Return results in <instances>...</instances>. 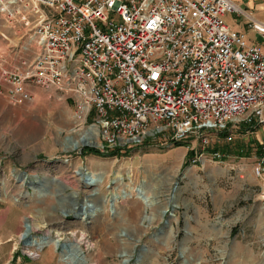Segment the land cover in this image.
Instances as JSON below:
<instances>
[{
    "label": "rangeland",
    "instance_id": "rangeland-1",
    "mask_svg": "<svg viewBox=\"0 0 264 264\" xmlns=\"http://www.w3.org/2000/svg\"><path fill=\"white\" fill-rule=\"evenodd\" d=\"M235 18L226 16L230 28L255 41ZM3 24L0 48L29 46L23 29ZM33 56L30 49L26 57ZM74 101L36 87L30 101L0 117V264H264V180L253 172L261 125L229 142L212 138L203 155L192 140L175 146L157 135L119 157L82 154L81 139L106 148L76 121ZM191 149L195 161L186 157ZM215 149L228 156L210 158ZM79 170L103 180L89 186ZM22 171L45 179L31 188ZM86 201V217L74 216ZM25 221L29 243L21 237ZM37 239L46 241L41 249L30 246ZM55 239L79 251L60 252Z\"/></svg>",
    "mask_w": 264,
    "mask_h": 264
},
{
    "label": "built area",
    "instance_id": "built-area-1",
    "mask_svg": "<svg viewBox=\"0 0 264 264\" xmlns=\"http://www.w3.org/2000/svg\"><path fill=\"white\" fill-rule=\"evenodd\" d=\"M0 20L30 42L0 48V95L21 105L39 87L73 98L102 149L157 135L192 140L203 155L214 137L264 125V20L233 0H0ZM257 142L253 172L264 180Z\"/></svg>",
    "mask_w": 264,
    "mask_h": 264
},
{
    "label": "crops",
    "instance_id": "crops-1",
    "mask_svg": "<svg viewBox=\"0 0 264 264\" xmlns=\"http://www.w3.org/2000/svg\"><path fill=\"white\" fill-rule=\"evenodd\" d=\"M233 1L240 4L248 12H250L255 18L264 20V0H233ZM227 15L228 14H226V16ZM235 20L237 19L235 18ZM239 22H241V24H245L244 20H239ZM234 31H238V30H234ZM12 110L13 108L11 104L7 102L6 96L4 94L0 95V117L2 115L3 120H6L8 117H10ZM259 129L261 133H263L264 125H261ZM263 140H264V135L262 139L258 138V141H263Z\"/></svg>",
    "mask_w": 264,
    "mask_h": 264
},
{
    "label": "water",
    "instance_id": "water-1",
    "mask_svg": "<svg viewBox=\"0 0 264 264\" xmlns=\"http://www.w3.org/2000/svg\"><path fill=\"white\" fill-rule=\"evenodd\" d=\"M81 141H82L83 145H88V146L91 145L88 142H85V140H83V139H81ZM93 145H91V146H93ZM77 147H78L77 143L76 142H72V149L74 150ZM21 175L22 176H26L28 174L25 171H22ZM35 177L36 176H31V177L28 178L27 184L30 185L31 188H34V186L41 184L43 182V180L45 179V177L38 178V179H35ZM84 179H85V181L91 182L90 181L91 179L89 177H87V176H85ZM79 209H81V208H79ZM65 214H67V212ZM79 215H80V212L74 214V216H76V217H79ZM21 237H22V242L23 243H29L32 240V238H31L32 236L30 234V225H29V223L27 221L24 222V230L21 233ZM56 242H57V247L59 248L60 252H63V250L66 249L69 252L70 255H74L75 249H78L77 246H76V248L74 247L73 252H70V251H72V249L69 248V246L71 245L70 242H60L59 240H57ZM80 254H81V252H80ZM123 262H125V260Z\"/></svg>",
    "mask_w": 264,
    "mask_h": 264
},
{
    "label": "bare ground",
    "instance_id": "bare-ground-1",
    "mask_svg": "<svg viewBox=\"0 0 264 264\" xmlns=\"http://www.w3.org/2000/svg\"><path fill=\"white\" fill-rule=\"evenodd\" d=\"M34 91V90H33ZM83 125V124H82ZM74 142H76L77 144H80V142L81 141H74ZM88 142V141H87ZM77 173L78 174H80L81 175V177H85V176H87V177H89L91 180V182H88L87 181V184L89 185V186H94V185H96V184H99L100 182H102V180H103V175H99V174H96V173H92V172H90V171H87V172H85V171H81V170H79V171H77ZM27 177H29V175L28 176H23V179H26ZM117 178V175L115 176V179ZM119 179V178H118ZM117 179V180H118ZM134 191H136L137 192V194L139 195H141V194H143L144 193V191L142 190V188H135L134 189ZM143 200H144V202L147 204V205H150V204H152V202L149 200V198L148 197H146V196H142L141 197ZM89 204H88V202L86 201V202H84V204L82 205V211H81V213H80V218L81 219H83V218H85L86 217V209L88 208L87 206H88ZM78 208V207H77ZM80 208H81V206H80ZM30 225V224H29ZM30 229H31V225H30ZM31 231V230H30ZM36 242L35 243H32L30 246L31 247H36V248H38V249H41L42 247H43V244L46 242V241H43V240H39V239H37V240H35ZM57 241V240H56ZM54 244H55V246L57 247V244L54 242ZM76 251H79V250H77V249H75V252ZM67 254V253H66ZM65 254V255H66ZM76 254V253H75ZM69 258V257H68Z\"/></svg>",
    "mask_w": 264,
    "mask_h": 264
},
{
    "label": "trees",
    "instance_id": "trees-1",
    "mask_svg": "<svg viewBox=\"0 0 264 264\" xmlns=\"http://www.w3.org/2000/svg\"><path fill=\"white\" fill-rule=\"evenodd\" d=\"M252 130H255V128H252ZM174 145L175 146H182V145H185V142H183V141L182 142L181 141L180 142H175ZM255 146H258V142L257 141H255ZM121 150H122V148H120V147H114V148H108V149H105L103 151H100L97 148L88 146V147H84V149H83V151L81 153L82 154L88 153V154L98 155V156H116V157H119V156H122V155H126L124 153L129 152V149H126L124 152H122ZM215 150H217V149H215ZM221 151L226 152V150H223V149H221ZM186 157H187L188 160L194 159V151L192 149L188 150V152L186 154Z\"/></svg>",
    "mask_w": 264,
    "mask_h": 264
}]
</instances>
